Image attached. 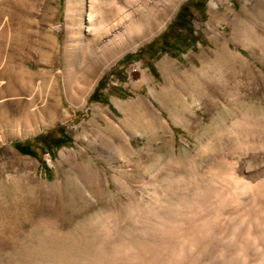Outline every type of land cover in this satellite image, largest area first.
<instances>
[{
  "label": "rangeland",
  "instance_id": "obj_1",
  "mask_svg": "<svg viewBox=\"0 0 264 264\" xmlns=\"http://www.w3.org/2000/svg\"><path fill=\"white\" fill-rule=\"evenodd\" d=\"M133 1L143 17L149 16L150 27L163 24L120 56L112 46L103 55L79 42V28L68 26V0L0 4V34L6 35L9 54L2 63L12 70L20 91L0 98V264L82 261L83 249L99 244L98 230L108 222L117 223L115 242L133 228L125 219L136 202L131 189L116 188L99 200L85 184L97 169L111 177V164L125 163L113 162L107 153L128 131L135 134L131 141L137 150L134 164L141 169L138 175H159L162 181L201 172L206 158L209 162L238 158L240 154L232 152L237 137L251 138L243 126L264 112V92L244 95L248 88L242 84L254 74L235 56L239 50L249 53L240 48L234 31H264V22L250 17L260 0H180L173 12L175 0ZM83 2L86 21L89 3ZM121 5L118 0H103L96 7H103L106 17L115 20L121 16ZM165 77L222 80L227 90L239 93V99L224 105L227 97L222 94L210 103L198 90L194 97L167 96L169 102L164 104L158 93ZM139 97L145 106L152 109V103L162 111L171 122L167 130L150 127L151 121L136 108ZM19 98L38 104L43 100L44 108L3 118V106ZM125 109L132 111L133 129L127 126ZM196 110L203 120L197 133L190 134L185 128L187 113ZM41 125L44 129H39ZM30 127L37 131L27 133ZM16 143L35 155L22 152Z\"/></svg>",
  "mask_w": 264,
  "mask_h": 264
},
{
  "label": "bare ground",
  "instance_id": "obj_2",
  "mask_svg": "<svg viewBox=\"0 0 264 264\" xmlns=\"http://www.w3.org/2000/svg\"><path fill=\"white\" fill-rule=\"evenodd\" d=\"M83 1L85 0H68V26L71 29L78 27L79 42L96 49L97 54L104 55L105 49L112 46L119 50V54L116 55L120 56L126 49H133L138 41L149 37L156 27L161 28L163 24L150 27L149 16L143 17L140 6L137 7L133 0H118L124 5L118 7L121 16L115 20L106 17L103 7H96L97 4L102 5L103 0H88L89 13L87 20L84 21ZM175 1L172 12L180 0ZM12 2L13 0H0L1 7ZM255 6L256 14H250V17L254 16L256 20L264 22L263 0ZM85 23L86 31L82 30ZM258 31L240 33L234 31L240 41V48L249 53L246 55L243 50H239L235 56L254 74L246 84H242L248 88L244 95L254 97L264 92V31ZM5 42L6 35L2 32L0 98L20 93L14 86L12 70L8 71V67L2 63V59L8 54ZM228 55L233 53L228 51ZM92 61L95 62L94 59ZM160 85L162 89L157 93L162 96L164 104L169 102L165 98L167 96L194 97L198 90L211 99L210 103H213L216 96L222 94L227 97L224 105H231L234 100L239 99V93L227 90L224 81L211 77L191 78L185 81L165 77V83ZM151 92L153 95L156 93L154 88ZM82 93L87 91L82 89ZM44 104L43 100L38 104L32 99L26 102L19 98L14 104L6 103L1 114L3 118L8 119L12 115H22L28 111L38 110L39 107L44 108ZM150 105L152 109L147 104L145 106V101L139 97L136 108L144 119L151 121L152 129L167 130L171 122L166 120L159 108L152 103ZM204 109L207 111L208 107L205 105ZM125 112L129 114L127 126L133 129L132 111L125 109ZM172 115L185 116L184 113L177 112ZM187 116L189 119L185 128L190 134H196L203 115L196 110L190 111ZM252 119V123L248 120L250 123L243 126L244 132L251 135V138L247 137L248 139L240 141L236 136L234 150L231 149L233 153L236 151L240 154H237L238 158L230 156V159L213 162L206 158L207 164L201 172L188 178H185L187 176L166 178L163 181L158 179L159 175L158 177L138 175L141 169L134 164L137 150L131 141L135 134L128 131L127 137L120 140L118 147L110 149L107 153L113 162L124 160L125 163L111 164V177L106 172L100 174L97 169L91 179L85 180V184L92 188L91 191L99 200H104L116 188L131 189L136 196V202H133L126 212L125 219L132 223L133 228L115 242L117 223L108 222L98 230L95 240L99 241V244L95 247L88 244L83 249L82 261L70 264H264V112L257 113ZM44 127L45 125H41L39 129ZM36 131L37 129L30 127L27 133ZM235 131L233 129V135H237ZM18 133L20 135L22 130ZM227 151L229 150L222 152ZM249 151H252L250 155ZM112 183L115 187H112ZM147 188H151L152 191L148 192Z\"/></svg>",
  "mask_w": 264,
  "mask_h": 264
},
{
  "label": "trees",
  "instance_id": "obj_3",
  "mask_svg": "<svg viewBox=\"0 0 264 264\" xmlns=\"http://www.w3.org/2000/svg\"><path fill=\"white\" fill-rule=\"evenodd\" d=\"M16 145L18 146V148L24 152V153H31L33 155H35L33 152H29L28 150H26L24 147L20 146V143H16Z\"/></svg>",
  "mask_w": 264,
  "mask_h": 264
}]
</instances>
